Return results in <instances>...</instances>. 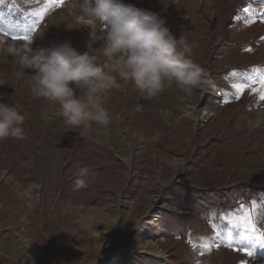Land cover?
I'll use <instances>...</instances> for the list:
<instances>
[{
    "label": "rangeland",
    "instance_id": "1",
    "mask_svg": "<svg viewBox=\"0 0 264 264\" xmlns=\"http://www.w3.org/2000/svg\"><path fill=\"white\" fill-rule=\"evenodd\" d=\"M124 3L163 18L206 75L190 93L172 85L154 98L117 77L104 128L66 126L8 50L69 41L83 52L91 37L103 64L106 29L81 27L66 0H0V102L25 116L22 139L0 140V264H163L168 243L180 264H264V100L252 90L264 78V0Z\"/></svg>",
    "mask_w": 264,
    "mask_h": 264
},
{
    "label": "clouds",
    "instance_id": "2",
    "mask_svg": "<svg viewBox=\"0 0 264 264\" xmlns=\"http://www.w3.org/2000/svg\"><path fill=\"white\" fill-rule=\"evenodd\" d=\"M66 6L81 27L99 24L106 29L103 64L98 63L91 37L83 52L69 41L50 48L29 43L8 50L32 70L27 85L33 98L57 104L66 126L95 123L107 128L112 117L102 101L107 91L123 90L117 77L147 98L172 85L190 93L204 82L205 70L191 58L192 45L173 35L156 13L124 0H66ZM24 121L15 104L0 102V140L22 139ZM81 175L88 176V170L81 169ZM77 184L86 186L83 179Z\"/></svg>",
    "mask_w": 264,
    "mask_h": 264
},
{
    "label": "bare ground",
    "instance_id": "3",
    "mask_svg": "<svg viewBox=\"0 0 264 264\" xmlns=\"http://www.w3.org/2000/svg\"><path fill=\"white\" fill-rule=\"evenodd\" d=\"M264 6V5H263ZM211 11H212V9H211V5H209V4H207L206 5V8H204V12L207 14V15H209L211 18H213V15L211 14ZM59 22V21H58ZM59 29V28H58ZM105 31V30H104ZM39 34V36L40 35H42V37H44L45 38V33L44 32H41V33H38ZM47 35V34H46ZM104 37V36H103ZM43 39V38H42ZM217 43H214V42H212V45H216ZM10 59V58H9ZM194 59H197V56L195 55V57H194ZM258 59H260V61L261 60H264V47H262V49H261V51L259 52V55H258ZM211 76V75H210ZM214 77V76H213ZM28 86V85H27ZM216 95H217V93H216ZM32 97V96H31ZM104 101V100H103ZM113 103H115V102H113ZM7 104H9V102L7 101ZM107 104V103H106ZM10 105V104H9ZM11 105H12V103H11ZM104 105V104H103ZM14 106V105H13ZM109 106V105H108ZM120 106V105H119ZM125 106V105H124ZM106 107H107V105H106ZM113 107V106H112ZM115 107V106H114ZM249 107V106H248ZM119 108V107H118ZM114 109V108H113ZM130 109H132V108H130ZM109 110V109H108ZM117 110V109H116ZM132 112V111H131ZM115 115H116V113H115ZM214 115H217V112H212V111H207L206 112V116L205 117H203V119L204 120H209L212 116H214ZM113 116H114V113H113ZM116 117V116H115ZM114 117V118H115ZM113 118V117H112ZM116 119V118H115ZM44 120V119H43ZM120 121V120H119ZM114 128V127H113ZM112 130V129H111ZM116 131V130H115ZM114 140V139H113ZM113 140H112V142H113ZM120 143V142H119ZM115 144H116V142H115ZM118 147V146H117ZM121 147V146H120ZM125 147V146H124ZM123 147V148H124ZM11 150V149H10ZM31 150V149H30ZM35 151V150H34ZM69 151H71V153H72V156L74 155V156H76V152H75V147L74 146H71L70 148H69ZM92 151H95V149H94V147H93V149H92ZM126 152V151H125ZM18 153H19V155L20 156H26L25 154H26V152H24V151H21V152H19L18 151ZM4 154L6 155V157H5V159H7L8 158V156H9V152H8V148H7V150H5V152H4ZM34 154H35V152H34ZM33 154V156H35ZM175 179H177V181L178 182H183L184 181V177H182V175L181 176H178V177H176ZM227 183V182H226ZM225 183V184H226ZM16 188V187H15ZM17 191V190H16ZM14 192V191H13ZM12 192V193H13ZM159 192L161 193V189H159ZM13 195V194H12ZM15 195V194H14ZM141 245H143L142 243L139 245V246H137L138 248H140L141 247ZM145 246V245H144ZM161 246H162V248H161ZM160 246V249L158 248V250H157V252L158 253H160V254H163L164 255V258L162 259V260H160L159 258H158V262H160V263H163V264H180L178 261H176V258H175V256H174V254H173V252H172V247H171V244L170 243H168V244H165V245H161ZM173 246V245H172ZM158 257V256H157ZM176 257H177V255H176ZM261 262H263L262 260H261Z\"/></svg>",
    "mask_w": 264,
    "mask_h": 264
},
{
    "label": "snow or ice",
    "instance_id": "4",
    "mask_svg": "<svg viewBox=\"0 0 264 264\" xmlns=\"http://www.w3.org/2000/svg\"><path fill=\"white\" fill-rule=\"evenodd\" d=\"M60 3L63 2V0H59ZM43 12H37L35 13V15H37L38 17H43ZM13 39H21V40H24V41H28L29 40V37L28 36H23V37H13ZM258 83L259 84V87L258 88H253L252 90L253 91H256V92H259L260 93V98L262 100H264V78L260 79L258 82L257 81H253V84H256ZM245 87H247V85H243V84H238V85H235V88L237 90L238 93H242L243 90L245 89ZM260 247L261 248H264V241L261 242L260 244ZM245 254L248 255V256H253L254 253L252 251H249L248 249H245Z\"/></svg>",
    "mask_w": 264,
    "mask_h": 264
}]
</instances>
